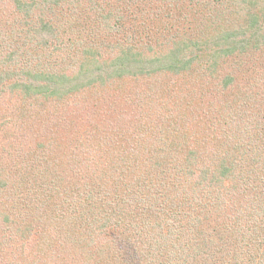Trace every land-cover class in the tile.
<instances>
[{
    "label": "trees",
    "instance_id": "obj_1",
    "mask_svg": "<svg viewBox=\"0 0 264 264\" xmlns=\"http://www.w3.org/2000/svg\"><path fill=\"white\" fill-rule=\"evenodd\" d=\"M0 264H264V0H0Z\"/></svg>",
    "mask_w": 264,
    "mask_h": 264
}]
</instances>
